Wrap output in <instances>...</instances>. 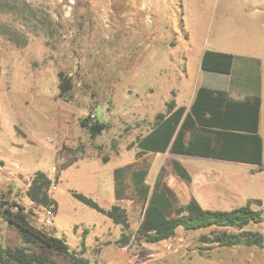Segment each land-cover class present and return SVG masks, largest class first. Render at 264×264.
I'll list each match as a JSON object with an SVG mask.
<instances>
[{
    "label": "rangeland",
    "instance_id": "obj_1",
    "mask_svg": "<svg viewBox=\"0 0 264 264\" xmlns=\"http://www.w3.org/2000/svg\"><path fill=\"white\" fill-rule=\"evenodd\" d=\"M205 50L249 64L239 75L248 71L250 84L263 89L264 138V0H0V247L23 244L3 217L4 200L23 205L35 226L71 248L85 246L91 264H264V248L201 243L211 229L179 228L160 242L137 239L146 206L132 178L137 169L148 170L152 187L160 173L175 205L195 199L209 209L249 203L264 211V159L257 167L140 153L136 144L167 101L188 103L201 85H228L226 74L201 68ZM60 72L72 84L63 94ZM89 114L110 125L95 138L80 125ZM173 158L187 163L191 182L177 175ZM38 171L52 180L51 206L27 195ZM74 192L107 209L120 205L129 229ZM246 229L264 233V222ZM123 232L132 235L126 246L117 244Z\"/></svg>",
    "mask_w": 264,
    "mask_h": 264
},
{
    "label": "trees",
    "instance_id": "obj_2",
    "mask_svg": "<svg viewBox=\"0 0 264 264\" xmlns=\"http://www.w3.org/2000/svg\"><path fill=\"white\" fill-rule=\"evenodd\" d=\"M232 53L205 50L201 68L205 71L228 74L234 66ZM61 94L71 88V78L59 73ZM262 97L258 94L246 99H234L227 91L200 86L193 103L188 108L178 105L175 99L166 102V111L155 117V125L146 135L138 137L136 144L140 153L169 151L173 155H186L248 164L262 167L264 140L260 134ZM80 125L92 138L110 127L100 122L95 115L80 119ZM177 175L186 182L192 181L188 168L177 158L172 159ZM123 169L117 178L122 183ZM148 170L137 169L132 173L136 193L145 199L143 220L137 230L138 238L147 242H160L176 235L179 228L185 230L211 229L200 236V242L219 247H260L264 248V233L248 230L251 223L264 222V211L251 204L230 210L204 208L197 200L175 205L172 197L162 187L161 174L157 175L154 186L146 182ZM52 180L44 171L35 173L27 195L31 201L51 206L49 195ZM83 202L107 215L116 224L129 229L127 212L118 204L109 209L82 193H75ZM3 217L13 225L23 242L15 247H0V264H62L53 255L64 258L67 264H91L85 255L86 247L73 249L66 239L54 232L35 226L29 219L25 207L15 201H2ZM174 213L172 215L171 213ZM132 235L123 232L117 241L120 246L130 243ZM37 249H31L30 246Z\"/></svg>",
    "mask_w": 264,
    "mask_h": 264
},
{
    "label": "crops",
    "instance_id": "obj_3",
    "mask_svg": "<svg viewBox=\"0 0 264 264\" xmlns=\"http://www.w3.org/2000/svg\"><path fill=\"white\" fill-rule=\"evenodd\" d=\"M238 57V56H237ZM236 58V56H235ZM245 58H248L249 60H251L252 57L251 55L247 54L245 55ZM235 60V59H234ZM262 63V61H261ZM249 66V64L247 63H243L242 64V70H244L243 68H247ZM241 67L237 66V62L234 61V66H233V70L231 73H228L226 74L228 76V85L226 86H222V85H201V86H207V87H210V88H214V89H222V90H225L228 92V94L234 98V99H246V98H249V97H252L256 94L260 95L262 97V102H263V89L261 88L260 86V82H257L256 84L254 83V85H251L250 84V81L248 80L249 79V76H250V73L248 71H246L244 73L243 76L239 75L240 71H241ZM241 72H244V71H241ZM223 74V73H222ZM240 76V78H239ZM254 78V76H253ZM238 79H240V81L238 82ZM257 81V80H256ZM252 87H254V89H251ZM198 89V88H197ZM196 91H194L193 95L190 97V100L189 102L187 103H181L180 101H178L177 97H176V102L178 105H186L188 108L191 106V104L193 103L194 101V98H195V95H196ZM248 95H245L246 92H248ZM260 124H261V121H260ZM264 140V138H263ZM190 157H194V156H190ZM194 158H197V159H206V160H209L208 158H202V157H194ZM212 160H215V159H212ZM181 161V160H180ZM220 161V160H218ZM182 162V161H181ZM225 162H229V161H225ZM189 170V167L187 165L186 162H182ZM230 163H235V162H230ZM242 164V163H240ZM191 173V172H190ZM17 230V229H16Z\"/></svg>",
    "mask_w": 264,
    "mask_h": 264
},
{
    "label": "built area",
    "instance_id": "obj_4",
    "mask_svg": "<svg viewBox=\"0 0 264 264\" xmlns=\"http://www.w3.org/2000/svg\"><path fill=\"white\" fill-rule=\"evenodd\" d=\"M18 167H19L18 164H14V168H18ZM14 174H15L14 169L9 170V175H14ZM47 212H48V214H51L52 213L50 210H48ZM47 223L50 224V223H52V221L51 220H48Z\"/></svg>",
    "mask_w": 264,
    "mask_h": 264
}]
</instances>
